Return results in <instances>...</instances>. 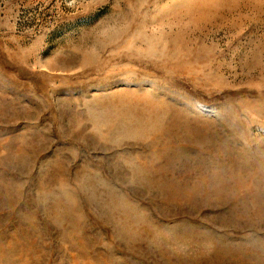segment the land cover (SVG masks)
Here are the masks:
<instances>
[{
    "label": "rangeland",
    "instance_id": "374dc122",
    "mask_svg": "<svg viewBox=\"0 0 264 264\" xmlns=\"http://www.w3.org/2000/svg\"><path fill=\"white\" fill-rule=\"evenodd\" d=\"M0 264H264V0H0Z\"/></svg>",
    "mask_w": 264,
    "mask_h": 264
}]
</instances>
